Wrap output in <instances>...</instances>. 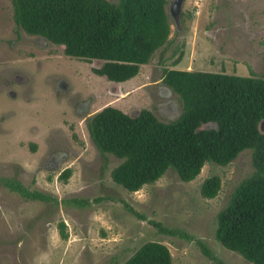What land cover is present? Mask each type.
Wrapping results in <instances>:
<instances>
[{
  "label": "rangeland",
  "instance_id": "obj_1",
  "mask_svg": "<svg viewBox=\"0 0 264 264\" xmlns=\"http://www.w3.org/2000/svg\"><path fill=\"white\" fill-rule=\"evenodd\" d=\"M172 2L170 45L115 83L92 71L102 60L70 57L17 28L11 1L0 0V264H122L146 241L165 244L173 264H217L202 246L224 264H252L215 238L216 214L254 171L250 149L225 166L207 161L189 182L168 169L129 192L111 178L121 159L101 155L86 129V118L106 105L177 118L182 105L162 81L164 68L264 76V0H184L179 24ZM212 175L220 190L204 198L200 186ZM4 178L49 199L27 198Z\"/></svg>",
  "mask_w": 264,
  "mask_h": 264
},
{
  "label": "trees",
  "instance_id": "obj_2",
  "mask_svg": "<svg viewBox=\"0 0 264 264\" xmlns=\"http://www.w3.org/2000/svg\"><path fill=\"white\" fill-rule=\"evenodd\" d=\"M10 1L17 28L62 45L70 57L102 60L92 71L110 82L133 78L157 49L171 43L168 0ZM162 81L182 105L173 120H159L146 108L131 116L112 105L86 118V129L99 153L121 159L111 170L112 180L134 192L172 169L180 180L189 182L207 161L225 166L250 149L254 171L235 187L227 205L216 214L215 238L252 264H264V130L260 129L264 76L164 68ZM207 124L214 126L201 128ZM69 175L70 169H65L60 176L67 179ZM1 180L27 198L49 199L15 179ZM220 184L218 176H209L200 194L214 198ZM59 234L67 238L63 222ZM202 251L224 264L204 246ZM122 264L173 263L165 244L146 241Z\"/></svg>",
  "mask_w": 264,
  "mask_h": 264
},
{
  "label": "water",
  "instance_id": "obj_3",
  "mask_svg": "<svg viewBox=\"0 0 264 264\" xmlns=\"http://www.w3.org/2000/svg\"><path fill=\"white\" fill-rule=\"evenodd\" d=\"M183 1L184 0H173L172 4L169 7V13H170L172 19L174 20L175 24L180 23V15H181V9H182ZM263 122L264 121H262L261 123H263Z\"/></svg>",
  "mask_w": 264,
  "mask_h": 264
},
{
  "label": "flooded vegetation",
  "instance_id": "obj_4",
  "mask_svg": "<svg viewBox=\"0 0 264 264\" xmlns=\"http://www.w3.org/2000/svg\"><path fill=\"white\" fill-rule=\"evenodd\" d=\"M58 85H59V87L60 88H66V82L65 81H60L59 83H58Z\"/></svg>",
  "mask_w": 264,
  "mask_h": 264
},
{
  "label": "crops",
  "instance_id": "obj_5",
  "mask_svg": "<svg viewBox=\"0 0 264 264\" xmlns=\"http://www.w3.org/2000/svg\"><path fill=\"white\" fill-rule=\"evenodd\" d=\"M128 81V80H127ZM122 83V82H121Z\"/></svg>",
  "mask_w": 264,
  "mask_h": 264
}]
</instances>
